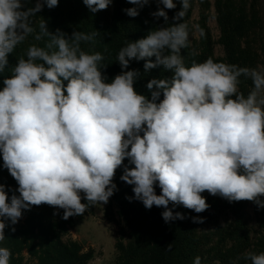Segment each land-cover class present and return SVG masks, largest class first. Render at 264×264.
I'll return each instance as SVG.
<instances>
[{
  "label": "clouds",
  "instance_id": "clouds-1",
  "mask_svg": "<svg viewBox=\"0 0 264 264\" xmlns=\"http://www.w3.org/2000/svg\"><path fill=\"white\" fill-rule=\"evenodd\" d=\"M112 2L83 0L93 14ZM149 2L127 0L134 7L123 11L135 18ZM30 3L0 0V74L30 36L46 41L27 48L0 89V155L18 185L9 197L11 189L0 184V241L9 226L5 221L16 225L32 206L63 209L67 220L107 204L118 190L113 181L121 166V181L133 186L134 196L126 199L146 209L162 207L165 223L186 218L173 211L176 206L206 211L205 191L264 208V68L212 58L186 65L182 50L189 45V26L183 18L190 0H178L171 23L167 10L177 2L157 0L151 16L164 24L119 50L121 72L110 82L102 72L104 56L81 47L95 40L97 30L69 36L49 31L42 20L37 31L32 18L59 0ZM133 60L144 61L145 75L162 67L171 76L148 80L150 95L140 94L135 84L142 73L129 68ZM241 76L252 81L247 96L239 88ZM125 159L132 167L123 165ZM10 257V250L0 247V264H10ZM240 260L264 264V252L247 251L233 264Z\"/></svg>",
  "mask_w": 264,
  "mask_h": 264
},
{
  "label": "trees",
  "instance_id": "trees-1",
  "mask_svg": "<svg viewBox=\"0 0 264 264\" xmlns=\"http://www.w3.org/2000/svg\"><path fill=\"white\" fill-rule=\"evenodd\" d=\"M35 2L31 0L28 6H34ZM174 2H177V8L167 10L170 23L180 10L178 0ZM157 6V0H150L133 18L123 11L134 7L127 0H113L106 10L95 14L89 11L83 0H59L57 7H45L32 20L37 31L39 23L46 20L49 31L60 29L69 36L74 30L85 33L97 30L100 34L95 40L82 43L81 47L90 54L99 52L104 56L101 63L107 67L102 72L110 82L121 72L116 60L119 50L164 24L163 18L156 20L151 16ZM196 10L199 11L196 23L198 39H194L193 18ZM212 11L220 32L217 41L209 25ZM183 22L189 26V45L182 50L186 65L212 58L215 62L240 67L264 68V0H190ZM45 42L35 41L30 36L16 48L9 56L8 67L0 74V89L3 88V78L11 75V68L17 59L26 58L27 48L32 44L43 47ZM218 45L223 49L224 57L216 55ZM143 64L144 61L133 60L129 68L139 69L142 73L135 84L137 92L150 95L146 88L148 80L170 77L171 73L160 67L145 75ZM240 80V91L247 96L253 87L252 81L243 76ZM123 165L132 167L127 159ZM122 174L123 166L117 169L113 181L118 190L109 198L104 210L108 221L117 222L120 226L114 264H193L197 256L201 258V264H233L247 251L257 254L264 252V208H259L254 202H229L205 191L202 195L210 205L206 211L195 213L182 205L176 206L173 211L183 213L186 218L165 223L161 215L164 211L162 207L146 209L142 202L126 199L134 196L133 186L121 181ZM0 184L6 185V190L11 189L9 197L18 187L3 167L2 155ZM155 190L160 194L158 186ZM114 205L117 208L116 215L112 212ZM98 206H91L83 215L67 220L62 218L63 209L46 204L32 206L30 210L22 212V218L16 225L11 226L9 221H5L9 226L5 228V239L0 241V247L10 250V264H95L101 253L92 248L86 250L81 242L66 241L65 238L80 221L95 216ZM169 207L173 206L170 204ZM197 216L203 218L202 223L193 221L192 218ZM11 227H15L14 232ZM168 245L171 246L170 251L167 250ZM238 264L245 262L240 260Z\"/></svg>",
  "mask_w": 264,
  "mask_h": 264
},
{
  "label": "rangeland",
  "instance_id": "rangeland-1",
  "mask_svg": "<svg viewBox=\"0 0 264 264\" xmlns=\"http://www.w3.org/2000/svg\"><path fill=\"white\" fill-rule=\"evenodd\" d=\"M213 2V0H211ZM199 20V11L196 10L193 18L194 24V39H198L199 33L197 30V21ZM209 25L212 29L213 37L217 41L220 37V32L215 20V13L212 11ZM216 55L224 57L223 49L218 45L216 47ZM107 204H99L97 213L93 217H89L80 221L76 229L65 238L66 241L74 240L84 244L85 249H95L97 253H101L95 264H114L117 256L116 242L119 237L120 226L117 222H109L105 216L104 210ZM117 208L114 205L112 208L113 214L116 215ZM118 220V217H116Z\"/></svg>",
  "mask_w": 264,
  "mask_h": 264
}]
</instances>
